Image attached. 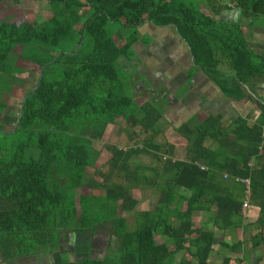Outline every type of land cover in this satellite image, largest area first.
Listing matches in <instances>:
<instances>
[{"label":"trees","instance_id":"16d2710c","mask_svg":"<svg viewBox=\"0 0 264 264\" xmlns=\"http://www.w3.org/2000/svg\"><path fill=\"white\" fill-rule=\"evenodd\" d=\"M201 1L195 8L174 0H49L47 20L0 21V248L7 258L48 256L71 234L77 258L64 264H162L171 246L188 244L208 264L212 235L193 229L197 214L233 229L244 225L248 199L260 209L256 225H264V100L254 90L264 82V51L250 40L251 28L264 29V0ZM81 11L91 14L83 21ZM146 26L174 30L229 102L255 103L257 122L238 118L224 127L210 116L170 123L169 99L136 105L129 79L133 71L148 81L135 50L150 43L142 39ZM29 64L38 77L19 95L18 123L8 128L1 119L15 89L3 79ZM139 84V94L158 89ZM118 122L139 128L143 146L106 144L109 173H97V143ZM162 133L165 144L156 146ZM178 148L187 160L174 159ZM148 149L160 167L131 166ZM137 190L159 192L151 210L138 211ZM99 235L108 238L104 257L92 255Z\"/></svg>","mask_w":264,"mask_h":264},{"label":"crops","instance_id":"0c3cea01","mask_svg":"<svg viewBox=\"0 0 264 264\" xmlns=\"http://www.w3.org/2000/svg\"><path fill=\"white\" fill-rule=\"evenodd\" d=\"M222 15L231 18L232 13ZM144 29L142 35L147 36L150 43L144 45L139 42L136 45L135 50L140 60L139 71L147 76L150 83H153V88L164 86L170 92L168 99L173 105L170 107L168 116H164L167 121L169 119L170 123H182L190 119H196L198 122H203L210 116H216L221 117L224 127L232 125L233 121L238 118L245 119L250 124L257 122L260 112L257 110L255 103L236 104L229 102L210 79L194 66L186 43L180 39L174 30L170 35L163 33L166 34L165 37L170 36L173 40L172 47L174 51L170 53V41L165 43L159 40L158 37L161 30L164 32L167 29L151 26H146ZM250 40L252 48L264 51L263 28L259 26L251 28ZM166 49L171 60L168 58H165L168 59L165 60L162 56ZM254 90L264 100V82L255 85ZM178 117H182V119L180 118L179 121ZM172 120L175 122H172ZM167 128L162 132L164 133ZM163 133L160 135L163 140L155 138L153 144L156 146L165 144ZM207 146L212 149L217 148L215 144L209 145L207 143ZM154 154V150L148 149L145 155L154 160L155 158L152 156ZM173 156L175 160H187L186 152L181 148L176 149ZM138 165L151 169L160 167L159 162H152L150 165L143 162ZM146 172H150V176L153 175L152 171ZM135 194L137 199L140 200L138 211L151 210L159 199V192L155 190H143L142 192L137 190ZM153 196L156 197L155 202L150 199ZM243 215L245 217L244 225H236L233 229L226 230H220L215 225H211L209 221L210 213H201L195 216L196 225H193V229L208 232L212 235L213 247L208 264H224L227 260L230 261L229 264H264V225H256L260 217V209L250 203L248 208L243 211ZM165 241V238L158 237V242L163 243ZM94 242L95 239L92 243ZM256 243L257 245H255ZM170 248L173 254L162 264H199L194 256L196 248L191 247V244L186 245L180 251H174L173 246ZM104 249L102 251H105ZM93 250H95L94 246ZM59 258L61 263L64 264L62 256L59 255ZM72 262L70 261V263ZM46 264H53V262L47 261Z\"/></svg>","mask_w":264,"mask_h":264},{"label":"rangeland","instance_id":"374dc122","mask_svg":"<svg viewBox=\"0 0 264 264\" xmlns=\"http://www.w3.org/2000/svg\"><path fill=\"white\" fill-rule=\"evenodd\" d=\"M175 3H186L188 5L194 6L195 8H200L203 4L201 0H174ZM83 13V21L86 20L90 14L91 11H84ZM206 14H211L210 11L205 10ZM224 14V13H223ZM228 14V13H227ZM52 15L50 6H49V0H0V21L1 20H19V19H25V20H36V22L40 23L44 20H47L50 16ZM226 15V14H225ZM234 19V15L232 13L231 18ZM167 29L166 31L162 32V30L158 33L159 34V40L164 41L165 43L167 41H170L171 48L169 50L170 53H173L174 49L172 47V42L173 40L171 39L170 36H166V34L163 33H170L172 32L171 28H164ZM145 30V29H144ZM142 39L145 42H148L147 36H142ZM68 44L65 45V49L68 50L67 48ZM169 47V46H168ZM18 53V52H17ZM171 55V54H170ZM163 58H168L169 60V54L168 50L166 49L163 53ZM165 59V60H168ZM23 62H20L19 65H22ZM18 66V63L16 64ZM23 69L24 73L15 72L10 78L6 77L3 80H8L10 79V84L13 86L15 89L13 92L15 95H12L11 97L9 96V107L7 110L4 112V118L2 119L3 125H7L8 128L9 126L12 128L15 126L17 122V116L20 112V107H19V100L21 95L24 91L23 89L30 88L32 85H34L35 81L37 80L38 73L31 71L33 69L32 65H28L26 67H21ZM133 74L131 75L129 82L131 83V94L133 95L134 102L136 105L141 104L142 102L149 100V99H156V102L159 100H165V98L168 100L167 93H164L160 95L162 92H166V88L164 86L159 87L157 90L152 91V94L148 91H144V93H138L137 88L140 86V82H143L144 86L145 83L149 84V79L148 81L145 80L144 77L141 78L139 74L136 72L131 71ZM1 78V75H0ZM153 82H155L153 80ZM135 83V86L133 84ZM138 84V86L136 85ZM140 90V89H139ZM133 91V92H132ZM160 95V96H158ZM155 96V97H154ZM158 103V102H157ZM162 103V102H160ZM170 111L167 110V112L164 114L165 117L168 116ZM182 119V117H178L179 121ZM172 122H175L172 120ZM160 128L162 131H164L167 126L168 122L166 119H163L159 123ZM143 136H141L139 128H137V131L135 132L130 126L122 125L120 122L116 124H112L107 126L105 135L103 139L100 141V143H97V148L98 151H100V156H99V161L98 162V169H95V171H99L101 173H109V167L106 163L107 157H108V152L104 149L106 144H114L116 145L119 149L129 151L131 148H136V147H142L143 146ZM158 140H163L161 139V136L157 137ZM104 143V145H103ZM184 155V154H183ZM147 155L145 154H138V155H133L132 159L130 161L131 166H136L139 163L147 162L149 165L153 162L158 163L159 161L154 159L152 160L151 158L146 157ZM160 163V162H159ZM154 165V164H153ZM156 166V165H154ZM98 173V172H97ZM94 174V171H89L87 173V176L89 178H92V175ZM152 195V194H150ZM150 199H152L154 202L156 201V197L153 196ZM107 238V237H106ZM108 239V238H107Z\"/></svg>","mask_w":264,"mask_h":264},{"label":"flooded vegetation","instance_id":"af4514ba","mask_svg":"<svg viewBox=\"0 0 264 264\" xmlns=\"http://www.w3.org/2000/svg\"><path fill=\"white\" fill-rule=\"evenodd\" d=\"M147 79V76L144 75ZM148 80V79H147ZM153 84V83H152ZM4 116L2 117V119ZM1 119V124L2 123ZM17 123L14 127L17 126ZM7 126V125H3ZM76 239L74 235L68 234L65 238L60 239L58 249L54 252H51L48 256L46 255H31V256H22L18 258H7L0 248V264H46L48 262H53V264H59L61 263V260L59 258V255L62 256V261L66 258L68 262L75 261L77 256L74 254V251L76 249ZM108 245V239L106 236H96L95 242L93 243V246L95 250L92 251L93 256L102 257L105 254V251H102L105 246ZM62 264V263H61Z\"/></svg>","mask_w":264,"mask_h":264},{"label":"built area","instance_id":"2783aa9c","mask_svg":"<svg viewBox=\"0 0 264 264\" xmlns=\"http://www.w3.org/2000/svg\"><path fill=\"white\" fill-rule=\"evenodd\" d=\"M225 178H227V177L225 176ZM246 184H247V186L249 185L248 181H246ZM248 194L250 195L249 192H248ZM243 208H244V210H246V209L248 208V199H247V201L244 203Z\"/></svg>","mask_w":264,"mask_h":264},{"label":"water","instance_id":"95a60500","mask_svg":"<svg viewBox=\"0 0 264 264\" xmlns=\"http://www.w3.org/2000/svg\"><path fill=\"white\" fill-rule=\"evenodd\" d=\"M42 73H43V70L41 71V78H42ZM34 92V91H33ZM92 246V249H93V243L91 244ZM71 259V258H70ZM71 261V260H70Z\"/></svg>","mask_w":264,"mask_h":264}]
</instances>
